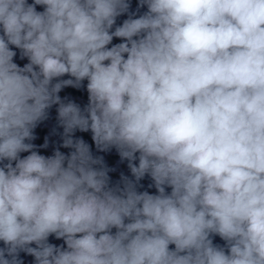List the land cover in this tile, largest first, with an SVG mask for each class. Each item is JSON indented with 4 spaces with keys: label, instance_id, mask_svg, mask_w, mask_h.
<instances>
[{
    "label": "clouds",
    "instance_id": "obj_1",
    "mask_svg": "<svg viewBox=\"0 0 264 264\" xmlns=\"http://www.w3.org/2000/svg\"><path fill=\"white\" fill-rule=\"evenodd\" d=\"M21 253L264 264V0H0V264Z\"/></svg>",
    "mask_w": 264,
    "mask_h": 264
}]
</instances>
